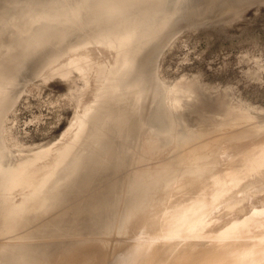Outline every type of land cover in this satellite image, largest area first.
<instances>
[{"label":"rangeland","instance_id":"374dc122","mask_svg":"<svg viewBox=\"0 0 264 264\" xmlns=\"http://www.w3.org/2000/svg\"><path fill=\"white\" fill-rule=\"evenodd\" d=\"M14 1L15 0H0V16L3 15L6 17H11L17 12V10L9 8L11 7L9 4L13 3ZM176 1L178 2L177 4ZM176 1L168 0L164 6L160 7L159 5L158 8V1L156 0H147L144 2V5H146V7L148 6L147 8L150 7V9H154L153 11L156 12L154 13L152 19L147 23L146 27L148 29L159 27V30L147 41L146 48L137 54L136 59L140 58L138 59L137 63L139 65H144V69H146L147 73L145 74L146 80L148 81V84L152 83L154 88L150 89L143 97L139 99L137 110L134 112L135 115H131L133 120H131L132 122L129 123L130 125L127 127V129L115 131V124H113V122L110 120L107 121L103 118H97L94 122L89 121V115L92 116L96 111H100V106L98 105L97 109L95 107L90 111H87L89 104L94 103V99L96 97L95 94L96 92L98 93L101 84V77L98 76L96 71L97 64L98 62L99 64H109L114 53L113 50L108 46V43L97 41L86 42L84 41L83 36L80 35L83 32L74 30L76 28L75 26L82 24V21L84 22V18L86 20V15H84V18L80 19L79 23L70 26L69 29H71V33L66 34L63 37L55 36L43 47L36 49L37 53L35 58H33V60L30 61L26 68L22 71L23 73H21L16 85H14L12 89V93L14 94L13 100L10 102V104H8L5 111L0 114V157H5V163H8L9 166L23 159L27 160L25 163L27 168L24 170V172H26L28 169V172L32 170L35 176L40 174V176H42L43 172H48L52 168L53 162L58 158V156L62 153L66 154L70 150L72 142L75 138L78 137L74 142L71 151L68 153L69 159H71L76 153L85 150L89 146V143H92V135L99 128H101L100 126L103 123H106L110 127L109 134L111 140L114 143V149L112 148L108 156L106 153H100L99 151L94 153L90 152L85 155L84 162H86V166L71 179V186H69L66 193L68 201L61 206V210L65 212L64 216L66 217V221H73L77 215L80 216L85 212L87 216L81 218V223L74 227L75 233H62L57 236V238H52V242L58 245L54 253L56 260L57 258H60V264H76L70 263L68 260L64 261L63 259L69 254L68 251H70L71 246L72 249L75 250L81 248L82 246H87L90 250L89 253L86 254L87 257L81 258L82 260L80 259L77 264H126V262H128L127 264H132L131 262L133 259L135 260H133V264H187L190 261L191 262L189 264H193L194 262L192 261H195L194 264H197L204 260L207 262L206 264H264V249L261 250V243L264 245V163H262L264 162V0H260L261 2L259 0H244L245 2H240L239 0ZM253 5H256V7ZM32 6L34 7L33 9L38 7L37 5ZM205 6L207 7L205 8ZM27 7L28 6H26V8ZM249 11H253V13L250 12L253 14L252 16H250ZM40 12L41 10H36L32 13ZM164 16H170L171 22L165 26H160L156 20ZM240 16L245 17V19H243V17L241 18ZM258 19L260 21H257ZM232 21L233 23H231ZM243 21L244 26L241 25ZM245 22L247 24H245ZM97 23L99 22H89L87 23L86 27H89L90 30L93 27H96V25H98ZM1 24L2 23L0 21V27L2 26ZM35 24L34 27L38 25L37 23ZM224 25L227 28H225ZM231 25L233 26V29H230L232 28ZM238 25L239 27H237ZM246 25L248 29H246ZM223 30L224 32H222ZM0 38L2 43L11 41L14 38V32L12 28L6 27L3 33L0 34ZM67 51L68 53H66ZM88 54L90 56H88ZM82 55L86 56V60L82 59V61H80L81 65L82 63L87 62V60L89 62H87L86 65L83 64L84 67L83 65L82 67L87 68L91 66L89 68V70H91H83V68L81 70L78 68L79 70H77V67H74L71 68L70 73L73 71V74H71L74 75L76 70L79 72V74L78 72H75L74 77L76 74L77 77L81 74V78H84L86 75L87 78L84 79L89 80L90 82L87 81L89 83H87L83 78L82 80H76L77 77L75 79L74 77L71 78L70 73V75L67 74L69 76L66 79L65 77L67 76L62 73V70L70 67V63L73 61V59L78 60L77 57L79 58ZM64 57L65 59H63ZM67 57L68 59H66ZM41 60H43V62ZM40 61L42 63H39ZM138 64L136 66H138ZM54 67L57 68L55 69ZM55 71L58 73H54ZM52 72L54 74H51ZM61 73V76L58 75ZM82 73L86 74L82 75ZM50 74L53 78L50 76ZM136 75L137 70L135 67L130 69L127 74L131 80L135 79ZM40 76H43L44 78ZM46 76H50V79L48 78V80ZM59 77H62V79ZM41 78H43L42 84H40L41 82L39 83ZM45 79H47L46 82ZM68 79L70 81H68ZM35 80H38V85L37 81L34 82ZM83 80L88 85L91 84L89 85L90 87L85 84L84 88H91L90 90L86 89V92L83 91L84 85L82 86L79 84L80 87H82L77 88V86H79L77 85L78 82L82 84ZM74 82H77V84L74 85ZM22 88H26L25 91ZM2 90L3 88L0 87V97ZM81 91L85 93H82ZM124 93L128 95V89L124 91ZM1 102H3L2 97L0 98V104ZM133 103L134 101L129 99L125 103H120V106H133ZM117 105V102L113 103L112 110ZM188 112L193 113L190 114ZM192 115H194V118ZM122 116L123 118H127L128 114L123 111ZM196 116H199L198 118L201 120H198ZM185 118L186 120L188 119L190 123L186 122ZM227 121H229L228 125L226 124ZM233 122H235L234 126H232ZM215 126L217 130L213 128ZM212 128L213 130L215 129V133L211 132ZM132 131L137 133V135H135V137H137L134 138L133 141H131L132 138L130 135V132ZM147 131H149L152 135L149 134V132L147 133ZM185 132L187 135L190 134L194 137L193 139H195L196 142L195 146L193 139L182 144L177 141V137H180L178 135L181 133L185 134ZM209 132L214 135H208ZM195 137H200L201 141H198L200 139L196 140ZM253 140L255 142H253ZM197 141L201 143L199 144ZM202 143L206 144L201 147ZM68 144L69 147L66 148ZM177 145L180 146V150L178 149ZM181 145H184V147L182 148ZM236 146H238V149ZM242 146L245 148L243 149ZM147 147H151L152 149L148 150L146 149ZM232 147L234 148V150L232 149L233 151L231 150ZM239 147L242 148L241 152ZM134 148L135 150L133 151ZM185 149H187V153L185 155L190 153L192 158L191 160L185 159L186 156L183 153L185 152ZM229 149L232 153H234V151L236 152L234 154H228L234 155L229 156L230 159L228 158V155H225L228 153V151L230 152ZM178 150L180 152L179 154ZM19 154L20 156H18ZM122 155H125V159L123 157L125 161L123 160L121 164L117 165L115 162H117L118 157H121ZM224 155L227 156L225 157L226 160L223 159L226 163L229 162L227 161V158L231 160L230 163H228L229 165L227 164L223 166L220 164L222 159L219 160V158H223ZM261 156L263 157L260 158ZM254 157L257 161L254 160V162H251L253 161ZM257 157L260 159L258 160ZM179 158L180 160H178ZM213 162H217L218 165ZM135 164L138 167H135ZM65 165L66 164H62L58 166L55 169L56 173L60 174L61 171L64 170L63 166ZM216 165L218 167H216ZM219 165L222 166L220 169V171L222 170V173L219 172ZM213 166L217 169H215ZM125 167L128 170L125 169ZM208 167L209 170L207 169ZM258 167L260 168V171L258 170ZM139 168H142L141 171ZM191 168L202 170L203 172H210L211 170L213 173L210 172L209 175H207L208 173L204 172L203 174L201 173L197 175L189 171ZM152 170L154 172L163 170V172L158 174V177L162 180L163 178L164 180L170 179L167 185H163V188L158 190L156 193L157 195L160 191L161 197L162 194L166 192L161 198L157 195V204L159 205L160 203L161 206L163 204L164 207L162 208L166 210L161 211L163 209L155 204V211L161 209L159 212H155L157 214L159 213L158 215L155 214L157 216L154 215V207L152 206L146 207V211L147 209L149 210L148 215L147 212L146 215L141 212L142 209H140L141 211H137L138 213L136 212L135 214L132 211H134L136 205L134 206L132 204L131 207L130 203H124V200L122 201L120 198L126 195V192L129 191V183L133 180V177H135L136 173L139 171L143 173V175L140 174L141 176L139 177L141 182L145 181L154 173ZM214 171L215 173L219 172L220 175H222L221 179L218 175L219 173H217L215 176ZM32 172L30 173L32 174ZM116 172L120 173V176L117 178L118 180H116V182H120L121 185L119 184L120 186H115L113 190L110 188L108 190L109 193H103L107 190L104 191L103 188L105 186L102 188L101 185H111V182H113L115 179L111 177H114L113 174ZM28 174L29 173H27L25 178L20 182L19 178H21V176L18 178H12L5 188L6 191L4 193V197L6 196V193H9L8 187L16 188L19 185H23L28 180L26 177ZM190 174L192 177L194 174L197 176L196 178H192H195V181H192ZM234 175L241 177L239 183L241 185L237 184L239 187L235 186V188L238 189L235 190V188H232V192L229 191V193L231 192L232 194L226 192L225 195L219 199L213 200V198L210 196L212 201L206 205V212H203L198 218L190 222L186 220V222L181 225L183 228H179L177 232H175L177 234L168 237L169 239L167 240V237L157 229V224L159 228L166 226L165 222L168 218H164L166 221L161 218L169 209V207H167L169 203L171 204L177 200L179 203L185 201V206L188 207L193 203V201L196 202L194 197L193 199L189 197V195L195 196L193 195L194 192L187 193L189 190H191V188L194 189L195 186L198 188V186L202 184L199 186L201 189L198 190L200 193L196 188V190L194 189L193 191H195V193L197 191L196 194L198 195L202 192H207V190H210L207 193L211 194L216 188L217 181L218 183H223L224 181L228 182V180L232 179ZM102 176H104V178H102ZM108 177L110 178L108 179ZM99 178L101 180L100 183L98 181ZM60 180L57 181H60V183L63 182L62 179ZM206 181L211 184L213 188H210L209 185H205V187L203 184H207ZM95 182L99 185L95 184ZM193 182L194 185H190L193 184ZM53 183H55V181ZM77 183H81L82 185H79L78 188ZM93 183L94 185H91ZM196 183L197 185H195ZM49 185L50 183L48 186ZM98 186L101 188V190L98 188ZM92 187L96 188L95 190L100 192L94 191V188ZM145 188L146 186H142L141 189H138L137 193H141L142 198L140 197V199H138L137 204H139L146 196V194L143 193ZM258 188L260 189L258 190ZM91 191L93 194H95L94 196ZM162 191H164V193H162ZM186 193L187 195L185 198L184 194ZM197 195L195 197H197ZM103 197L110 200L107 199V202L102 203V200L104 199ZM182 198H185L186 200ZM14 199L19 201L21 199V195H17ZM253 199H256L254 203L252 201ZM41 201L42 199L40 197H36L35 192L30 199H26V201L23 203L25 207H28V209L30 208V212L26 218V221L29 224H33L32 228L42 226V224L48 220L46 216L56 218L55 215L57 211L53 210V208L47 209L46 213H43L42 210L38 211L39 208L45 206ZM75 202H78V204H74ZM165 203L167 204L165 205ZM255 203L257 205L254 206L253 204ZM236 204L238 206H236ZM115 205L119 206L118 214L115 217L112 216V220H109L111 214L108 215L106 212L110 211L109 207H113ZM180 205L182 206L184 203ZM75 206L77 209H75ZM126 207L129 210H127ZM102 210L103 212H101ZM144 210L145 209H143V211ZM141 214L145 215V219L148 220V222L144 221L145 219L142 218L144 216ZM151 215H153L155 218H152L153 216ZM125 216L129 218V222L127 221L128 224L126 222L123 230H121L119 227L122 225V221ZM148 216L150 219H147ZM136 217L140 219H138V223L140 222V225L138 224L139 229H137L138 226ZM223 217H225V219ZM141 218L143 219L142 222ZM181 218L183 217L181 216ZM152 219L157 220L154 227L157 230L151 226ZM161 220H163L164 223L162 226L161 224L163 223H160ZM215 220H217L216 226L217 224L219 225L217 227L213 226ZM249 220L253 221L255 224H248ZM218 221L222 222L219 224ZM130 222L133 224L135 222L136 226ZM149 222L151 223L148 224ZM73 223L76 222L73 221ZM143 223H147V225L145 226ZM144 226L146 230L144 229ZM246 226L247 228L243 229ZM146 227H149L151 230H153L152 232L155 234L153 235L150 229V232H148V228ZM229 228H231V233H229L230 231H227ZM136 229L139 232L136 231ZM232 229L234 230L233 232ZM219 230L225 232V234H223L226 235V237L224 236L225 238H223L222 234V237L219 235L220 233H223ZM246 230L247 232H245ZM143 231L145 234L148 232L147 235H145ZM217 231H219V234H215ZM241 231H243V233ZM28 232L31 234L36 233V231L32 230H28ZM226 232L229 234H226ZM149 234L150 237H148ZM156 234L157 236H155ZM242 234H245L244 236H246V238H241L243 236ZM218 235L219 238L217 237ZM247 235L250 237H247ZM146 236L147 239H145ZM161 236L164 238L166 237V240H162L163 238H160ZM40 237L45 238L44 236ZM40 237H38L39 240L41 239ZM100 237L103 238L101 239ZM157 237H159L162 242L159 239H156ZM216 237L219 239L218 242L214 241L218 240ZM151 238L152 240L153 238L156 239L155 243L158 240V244L156 243L157 246L159 245V242L161 244L163 243L162 246L157 247V249L154 251V245L156 244L154 243L151 245ZM239 238L240 241L245 238V241L243 240V244L241 243L239 245ZM31 239L32 236H28L27 240L30 241ZM251 239H253L254 243L250 241ZM149 240H151V243H149ZM199 240L201 242H198ZM231 240L235 241L232 242ZM14 241H16L14 237L0 236V242L11 243ZM49 242H51V240H49ZM143 242H146L148 245ZM245 242L248 244H244ZM234 245H237V247L232 249ZM141 246L144 247L145 252ZM12 247H16L13 251L18 257H20V253H24L28 249L19 246H3L1 247V250H6ZM148 247H151L154 253H151L153 251H151L152 249ZM140 248L143 252H141ZM145 248L147 250H145ZM260 250L262 254L260 252L258 253ZM149 251L150 254L148 253ZM194 252L195 256L193 254ZM127 254L130 256L128 257ZM201 254L202 257L199 262L197 257L199 258ZM173 255L175 258H173ZM137 261L138 263H136ZM57 264H59V262H57Z\"/></svg>","mask_w":264,"mask_h":264},{"label":"bare ground","instance_id":"6f19581e","mask_svg":"<svg viewBox=\"0 0 264 264\" xmlns=\"http://www.w3.org/2000/svg\"><path fill=\"white\" fill-rule=\"evenodd\" d=\"M147 0H15L13 3H10L9 5L11 7L9 8H12L14 10H17V12L15 14H13V16L11 17H6V16H3L1 15L0 17V21H1V27H0V34L3 33L4 29L7 27L9 28H12L13 32H14V38L11 40V41H8V42H1V38H0V87L3 88L2 90V94H1V97L3 99V102H1L0 106V114L5 111L6 107L8 106V104H10V102L13 100V97H14V94L12 93V89L14 87V85H16L19 77L21 76V73H23L22 71L26 68V66L28 65V63L30 61L33 60V58H35L36 56V49L40 48V47H43L45 44H47L53 37L55 36H60V37H63L65 36L66 34H69L71 33V29L70 26L72 25H75L76 23H79L80 19L81 18H84V15L87 16L86 20L84 18V22L82 21V24H79V26H75L76 28L74 29L75 31H82L80 35L83 36L84 38V41L86 42H89V41H97V42H106L108 43V46L110 47V49L113 50V56L111 57L110 59V63L109 64H97V67H96V71H97V74L98 76L101 77V84H100V88L98 90V93L96 92L95 94V99H94V103L93 104H89V106L87 107V111L91 110L92 108H95L96 109L98 108V106H100V111H96L92 116L89 115V121L90 122H94L95 119L97 118H103L107 121H111L113 122V124H115V131L117 130H120V129H127V127L130 125L129 123H131L133 120L131 115H135L134 112H136L137 110V104H138V101L141 97H143L150 89H153L154 88V85L151 83V84H148V81L146 80V69H144V65L143 64H138V59L137 58V54L140 53L141 51H143L145 48H146V43L147 41L152 37V35H154L155 33H157V31L159 30V27H154V28H150L148 29L146 27L147 23L152 19L154 13L153 10L154 9H150L146 7V5H144V2H146ZM158 1L157 3V8L158 6L160 5L161 6H164L168 0H156ZM176 1V0H175ZM179 1V0H178ZM211 1V0H209ZM240 2L243 1L245 2L244 0H239ZM247 1H250V0H247ZM258 1V0H257ZM260 1V0H259ZM233 2V1H232ZM261 2V1H260ZM178 2L176 1V4ZM257 3V2H256ZM245 4V3H244ZM254 4V3H253ZM261 4V3H260ZM32 5H37L35 7V9H33L34 7ZM196 5V4H195ZM259 5V4H258ZM26 6H28L26 8ZM178 6V5H177ZM237 6V5H235ZM251 6V5H250ZM256 7V5H253ZM263 6V5H261ZM180 7V6H179ZM178 7V8H179ZM190 7V6H189ZM196 7V6H195ZM207 6H205L206 8ZM227 7V6H225ZM230 7V6H229ZM23 8V9H22ZM191 8V7H190ZM220 8V7H218ZM217 8V9H218ZM222 8V7H221ZM251 8V7H250ZM263 8V7H262ZM156 9V8H155ZM192 9V8H191ZM197 9V8H195ZM199 9V8H198ZM201 9V8H200ZM249 9V8H248ZM254 9V8H252ZM264 9V8H263ZM36 10H41L40 13H32ZM157 10V9H156ZM155 10V11H156ZM203 10V9H201ZM251 10V9H249ZM158 11V10H157ZM247 11V10H246ZM253 11H249V13ZM212 13V12H211ZM248 13V11H247ZM250 13V16H252L253 14ZM243 14V13H242ZM264 14V13H263ZM246 15H249V14H246ZM245 15V17H246ZM239 17V16H238ZM237 17V18H238ZM241 17V16H240ZM243 17V16H242ZM241 17V18H242ZM245 17H243V19H245ZM261 18V17H260ZM259 18V19H260ZM240 19V18H239ZM238 19V20H239ZM247 19V18H246ZM257 20V21H260V20ZM264 19V18H263ZM262 19V20H263ZM234 20V19H233ZM236 20V18H235ZM234 20V21H235ZM249 20V19H248ZM246 20V21H248ZM157 23H159L160 26H165L167 25L169 22H171V17L170 16H164V17H161L159 18L158 20H156ZM237 21V20H236ZM245 21V20H244ZM244 21L241 23V25H243ZM256 21V22H257ZM89 22H99L97 23L98 25H96V27H93L92 29L89 30V27H86L87 26V23ZM229 22V21H228ZM262 22V21H261ZM37 23L38 25L36 27H34V24ZM230 23V22H229ZM233 23V21L231 22ZM253 23V22H252ZM228 24V23H227ZM236 24V23H235ZM245 24H247L245 22ZM36 25V24H35ZM240 25V24H239ZM239 25L237 27H239ZM225 26V25H224ZM244 26V25H243ZM221 27V26H220ZM232 28L230 29H233V26L231 25ZM242 27V26H241ZM200 28V27H199ZM219 28V27H218ZM225 28H227L225 26ZM224 28V29H225ZM235 28V26H234ZM243 28V27H242ZM196 29V28H195ZM221 29V28H220ZM229 29V27H228ZM227 29V30H228ZM229 29V30H230ZM246 29L247 28V25H246ZM210 30V29H209ZM236 30V29H235ZM244 30H245V27H244ZM221 32V31H220ZM224 32V30L222 31ZM179 36V35H178ZM81 43V42H80ZM84 43V42H83ZM74 44V43H73ZM98 45V44H97ZM107 45V44H105ZM68 46V45H67ZM73 46V45H71ZM95 46V45H94ZM103 46V45H102ZM101 46V47H102ZM70 47V46H69ZM85 47V46H84ZM88 47H89V44H88ZM106 47V46H105ZM66 48V47H65ZM68 48V47H67ZM63 49V48H62ZM70 49V48H69ZM79 49V48H78ZM108 49V48H107ZM73 50V49H72ZM63 51V50H62ZM80 51V50H79ZM68 53V51L66 52ZM71 53V52H70ZM69 53V54H70ZM83 54V53H82ZM86 54V53H85ZM110 54V53H109ZM112 54V53H111ZM59 55V54H58ZM81 55V54H80ZM87 55V54H86ZM142 55V54H141ZM140 55V56H141ZM49 56V55H48ZM65 56V55H63ZM71 56V55H70ZM77 56V55H76ZM88 56H90L88 54ZM109 56V55H108ZM107 56V57H108ZM55 57V56H54ZM62 57V56H61ZM60 57V58H61ZM75 57V56H74ZM86 56L82 55L81 57H77L78 60H74L70 63V67H67L65 68L64 70H62V73L65 74L67 77H65L66 79L68 78V76L73 72L70 73L71 71V68H74V67H77V70H81L84 65H86V63L88 62H85V63H82L81 65V62L82 59L83 60H86L85 59ZM95 57V56H94ZM52 58V57H50ZM89 58V57H88ZM110 58V57H109ZM45 59V58H44ZM57 59V58H56ZM59 59V58H58ZM62 59V58H61ZM65 59V57L63 58ZM68 59V57L66 58ZM91 59V58H89ZM48 60V59H47ZM70 60V59H69ZM93 60V59H92ZM91 60V61H92ZM98 60V59H97ZM101 60V59H99ZM107 60V59H106ZM105 60V61H106ZM43 62V60H41ZM39 62V63H42V62ZM66 61V60H64ZM90 61V60H89ZM94 61V60H93ZM92 61V62H93ZM103 61V59H102ZM101 61V62H102ZM140 61V60H139ZM45 62V61H44ZM55 62V61H54ZM96 62V60H95ZM66 63V62H65ZM64 63V64H65ZM89 63V62H88ZM106 63V62H105ZM53 64V63H52ZM51 64V66H52ZM91 64H94V63H91ZM138 64V66H136ZM89 65V64H88ZM87 65V66H88ZM39 66V64H38ZM42 66V65H40ZM64 66V65H62ZM67 66H68V63H67ZM94 66V65H92ZM91 67V66H90ZM90 67H87V68H83L84 69H87L89 70ZM95 67V66H94ZM137 70V75L135 77V79L131 80L127 74H128V71L132 68H134ZM37 68V67H36ZM39 68V67H38ZM55 68V67H54ZM57 68V67H56ZM55 68V69H56ZM59 68V67H58ZM79 68V69H78ZM159 68V67H158ZM53 69V68H52ZM54 69V70H55ZM40 70V69H39ZM51 70V69H50ZM52 70V71H54ZM61 70V69H60ZM59 70V71H60ZM82 70V72H83ZM91 70V69H90ZM89 70V71H90ZM38 71V69H37ZM45 71V70H44ZM58 71V70H57ZM86 71V70H85ZM88 71V72H89ZM28 72V71H27ZM49 72V71H48ZM75 72L77 73L78 71L75 70ZM75 72H74V75H75ZM26 73V72H25ZM24 73V75H25ZM45 73V72H44ZM50 73V72H49ZM54 73H58V72H54ZM53 72L51 74H54ZM61 74H58V75H62ZM70 73V74H69ZM159 73V72H158ZM43 74V73H42ZM50 74V76H51ZM69 74V75H67ZM73 74V73H72ZM71 74V75H72ZM79 74V72H78ZM84 73H82L83 75ZM86 74V73H85ZM84 74V75H85ZM23 75V76H24ZM32 75V74H31ZM48 75V74H47ZM63 75V76H65ZM70 77L73 78L74 75H72ZM81 75V74H80ZM79 75V76H80ZM22 76V77H23ZM33 76V75H32ZM45 76V75H43ZM43 76H40V77H43ZM50 76H46L47 79L50 77ZM79 76L77 77V74L76 76L74 77V79L76 78L77 79H81V76L79 78ZM35 77V76H34ZM45 77V78H46ZM52 77V76H51ZM69 77V78H70ZM97 77V76H96ZM151 77V76H150ZM44 78V77H43ZM43 78H41V80L39 81L40 84H42V80ZM53 78V77H52ZM54 78H55V75H54ZM56 78L58 79V77L56 76ZM60 79H62V77H59ZM84 78H87V76L85 75ZM83 78V79H84ZM21 79V78H20ZM35 79V78H34ZM38 79V78H37ZM47 79H45V82L47 81ZM50 79V78H49ZM48 79V80H49ZM89 79V78H88ZM96 79V78H95ZM52 80V79H51ZM50 80V81H51ZM86 82L89 81L87 79H84ZM83 80V81H84ZM97 80V79H96ZM160 80V79H158ZM37 81V85H38V80H35L34 82ZM68 81H70L68 79ZM74 81V80H73ZM72 81V82H73ZM82 81V84L79 83L78 81V84L77 82H74V85H84L83 86V91H85L86 89L90 90L89 88H84L85 87V84L89 83V82H83ZM92 81V80H91ZM69 83V82H68ZM84 83V84H83ZM112 83V84H111ZM19 84V82H18ZM39 84V85H40ZM43 84H44V81H43ZM36 85V84H35ZM58 85V84H57ZM66 85V84H64ZM62 85V86H64ZM72 85V84H71ZM77 86L78 87H80ZM91 85V84H89ZM87 84V86H89ZM110 85V87H109ZM68 86V84H67ZM81 86V87H82ZM112 86V87H111ZM18 87V86H17ZM16 87V88H17ZM21 87V86H20ZM70 87V86H69ZM73 87V86H71ZM80 87V88H81ZM90 87V86H89ZM15 88V89H16ZM24 89V88H22ZM26 89V88H25ZM24 89V91H25ZM128 89L129 93L128 95L124 93V91H126ZM82 90V89H81ZM17 91V90H16ZM21 91V90H20ZM80 91V90H79ZM78 91V92H79ZM81 91L82 93H85ZM77 92V91H76ZM24 93V92H23ZM22 94V93H20ZM149 94V93H148ZM84 95V94H83ZM20 96V95H19ZM0 97V98H1ZM81 98V97H79ZM18 99V98H17ZM133 100L134 103H133V106H127V105H122L120 106V103H125L127 100ZM117 102L118 105L112 110V107H113V103ZM98 105V106H97ZM101 105H102V108H101ZM169 105V104H168ZM181 105V104H180ZM155 106V105H154ZM153 106V107H154ZM179 106V105H177ZM202 106V105H201ZM184 107V106H183ZM186 107V106H185ZM190 107V106H189ZM181 108V107H179ZM178 108V109H179ZM199 108V107H197ZM102 109V110H101ZM146 109V108H145ZM182 109V108H181ZM180 110V109H179ZM125 112L126 114H128L127 118H123L122 116V112ZM152 111V110H151ZM185 111V110H184ZM187 111V110H186ZM192 111V110H191ZM195 111V110H194ZM198 112V111H197ZM133 113V114H132ZM190 113V112H188ZM193 112H191L190 114H192ZM199 114V112H198ZM197 115V114H196ZM190 116V115H189ZM188 116V118H189ZM193 118H194V115H192ZM148 117V116H146ZM191 117V116H190ZM197 118L199 116H196ZM186 118H187V112H186ZM185 118V120H186ZM200 118H198L199 120ZM203 119V118H202ZM188 120V119H187ZM186 122H189L190 121L188 120ZM191 120V118H190ZM195 120V119H194ZM193 120V121H194ZM201 120V119H200ZM135 121V120H134ZM145 121V120H144ZM198 122V121H197ZM228 122H226V124L228 125ZM188 123V124H189ZM195 123V122H194ZM234 123L233 122V125L234 126ZM237 123V122H236ZM0 124H1V117H0ZM101 128H99L93 135H92V143H89V146L83 150L82 152H78L76 153L71 159L68 158V153L71 151L72 147H73V144L74 142L77 140V138L74 139V141L72 142V145H71V148L70 150L65 154V153H62L58 156V158L53 162V165H52V168L47 172H43L42 176L38 175V176H35L32 172V170L30 172H32V174L30 172H28V170L26 172H24V170L27 168L26 166V161L27 160H21L17 163H14L12 165H8V163H5V157H0V236H11V237H14L16 239V241L14 242H11V243H3V242H0V264H57V262H59L60 264V258H57L56 260V257H55V253L54 251H56V247L58 246L57 244H55L54 242H52V238H57V236H59L60 234L62 233H75L74 232V227L78 224L81 223L82 219L84 216H87L86 212L85 213H82L80 216H76V218L73 220L74 222L76 223H73V221H66V217L64 216L65 212L61 210V206L66 203L68 201L67 197H66V193L68 191V188L69 186H71V179L73 178V176L77 173H79L80 171H82L85 166H86V162H84V159H85V155H87V153H94V152H97L99 151L100 153L101 152H104L107 154V156L109 155L110 151L112 150V148L114 149V143L113 141L111 140L110 138V127L106 124V123H103L101 126ZM0 128H1V125H0ZM216 129V126L213 127ZM212 128V131L213 133H215V129L213 130ZM176 129V128H175ZM217 130V129H216ZM222 130V129H221ZM86 131V130H85ZM151 131V130H150ZM149 131H147L148 133ZM198 132V131H197ZM207 132V131H206ZM211 132H209L208 135L211 134ZM177 133V132H176ZM203 133V132H202ZM208 133V132H207ZM143 134H146V133H143ZM149 134H151L149 132ZM148 134V136H149ZM180 134V133H179ZM199 134H200V131H199ZM206 134V133H205ZM83 135V134H82ZM81 135V136H82ZM130 135H131V138L133 141L135 137V135H137L136 132H130ZM152 135V134H151ZM178 135V134H176ZM175 135V136H176ZM190 134H183L181 133L179 138L177 137V141L179 143H187L189 142L191 139H193L194 137ZM211 135H214V134H211ZM217 135V134H216ZM80 136V137H81ZM147 136V135H146ZM155 136V135H154ZM153 136V137H154ZM192 136V137H191ZM200 136V135H199ZM143 137V136H142ZM157 137V136H155ZM206 137V136H205ZM149 138V137H148ZM152 138V137H151ZM174 138V137H173ZM196 138V137H195ZM208 138V137H207ZM154 139V138H152ZM157 139V138H156ZM176 139V138H175ZM200 139V140H198ZM194 140V146H195V139ZM192 140V141H193ZM196 140L198 141H201V138H196ZM204 140V139H203ZM152 141V140H151ZM173 141V140H172ZM197 143H201V142H198ZM218 141V140H217ZM220 141V140H219ZM147 142V141H146ZM212 142V141H211ZM252 142V141H251ZM253 142H255L253 140ZM171 143V142H170ZM168 143V144H170ZM192 143V142H191ZM190 143V144H191ZM204 143V142H203ZM201 145V147L205 144ZM70 144V143H69ZM69 144L66 146V148L69 147ZM121 145V144H120ZM128 145V144H127ZM180 145V144H179ZM177 145L178 149L180 148V146ZM188 145V144H187ZM239 145V144H238ZM244 145V144H242ZM251 145V144H250ZM126 147V146H125ZM128 147V146H127ZM131 147V146H130ZM136 147V146H135ZM181 147L183 148L184 145ZM186 147V146H185ZM189 147V146H188ZM197 147V146H196ZM196 147H194L195 149H197ZM238 146H236L237 148ZM243 149L246 147V144H245V147L242 146ZM248 147V145H247ZM199 148V147H198ZM208 148V146H207ZM235 148V150L237 151V149ZM125 149V148H124ZM146 149L148 150H151L152 148L151 147H147ZM234 150V148L232 147L231 150ZM240 152L242 151V148L239 147ZM135 150V148L133 149V151ZM180 150V149H179ZM178 150V154L180 153ZM183 150V149H182ZM187 149H185V152L184 155L187 153L186 151ZM230 150V149H229ZM230 150V152L228 151L227 154L225 155H228L229 153H232ZM232 150V151H233ZM239 151V150H238ZM124 152V151H123ZM138 152V151H137ZM239 152V153H240ZM234 153H236L234 151ZM232 153V154H234ZM238 153V152H237ZM126 154V153H125ZM138 154V153H137ZM264 154V153H263ZM262 154V155H263ZM15 155V154H13ZM12 155V156H13ZM191 154L188 153V155H185L186 156V160L189 159L191 160ZM223 158H219V160L222 159V161H220L219 163L222 164L223 166L224 165H227L228 163H230L231 160H229V156H234V155H228V158H227V161H229L228 163H226L223 159H225V156ZM261 155V154H260ZM20 156V154L18 155ZM105 156V155H104ZM111 156V155H110ZM125 155H122L121 157H118L117 159V162H115L117 165L118 164H121L122 161L125 159L124 157ZM188 156V157H187ZM17 157V156H16ZM27 157V156H26ZM124 157V159H123ZM263 156H261L260 158H262ZM23 158V157H22ZM131 158V157H130ZM258 158V157H257ZM258 158V160L260 159ZM26 159V158H25ZM28 159V158H27ZM109 159V158H108ZM122 159V160H120ZM182 159V157H181ZM264 159V158H263ZM115 160V159H114ZM150 160V159H149ZM148 160V161H149ZM180 160V158L178 159ZM226 160V159H225ZM252 160V159H251ZM250 160V161H251ZM255 157L253 159V161L251 162H254ZM125 161V160H124ZM128 161V160H127ZM147 161V162H148ZM217 161V160H216ZM257 161V160H256ZM255 161V162H256ZM9 162V161H8ZM145 162V161H144ZM218 162V161H217ZM217 162H213L215 164H217ZM222 162H225V163H222ZM90 163V162H89ZM212 163V164H213ZM258 163V162H257ZM264 163V162H262ZM62 164H66L64 167V170L61 171L60 174H57L56 173V168ZM140 164H141V161H140ZM145 164V163H144ZM210 164V165H212ZM114 165V164H113ZM116 165V166H117ZM218 165V164H217ZM216 165V167H218ZM229 165V164H228ZM232 165V164H231ZM230 165V166H231ZM123 166V165H122ZM141 166V165H139ZM145 166V165H144ZM215 166V165H214ZM213 166V167H214ZM233 166V165H232ZM121 167V166H119ZM134 167V166H133ZM135 167H138L136 166L135 164ZM134 167V168H135ZM152 167V166H151ZM150 167V168H151ZM229 167V166H228ZM149 168V169H150ZM212 168V167H210ZM215 168V167H214ZM222 168V166L219 165V172L222 173L220 171V169ZM259 168V167H258ZM125 169H127L125 167ZM142 168H139V170L141 171ZM144 169V168H143ZM192 169V170H191ZM189 171H191L192 173H195V174H203L204 172L205 173H208L207 175H209L210 172L213 173V171L210 170L209 171H202V170H198V169H193L191 168ZM209 170V167L207 168ZM206 169V170H207ZM213 169V168H212ZM217 169V168H215ZM236 169V168H235ZM34 170V169H33ZM120 170V169H118ZM128 170V169H127ZM204 170V169H203ZM225 170V169H224ZM223 170V171H224ZM260 171V168L258 169ZM121 171V170H120ZM130 171V170H129ZM138 172L135 174V177H133V180L129 183V191L126 192V195L122 196L119 198L123 201L124 200V203L128 202L131 204V207H132V204L135 206L136 205V208L134 209V211H131L134 212L136 214L137 211H141L140 209H142L141 212H143L145 215H146V212H147V215H148V209L146 211V207L148 206H152L154 207L155 204H157V201H158V196L160 197V191H159V194L156 195V193L158 192V190H160L161 188H163V185H167V183L170 181V179H167L168 180H163L161 178L158 177V174L160 172H163V170H158V171H153L154 173L148 177L146 174V176L148 177L145 181H141L139 180V177L141 176L140 174L143 175L142 172ZM144 171V170H143ZM151 171V170H150ZM145 172V171H144ZM217 172V173H219ZM29 173L26 177H27V181L23 184V185H19L18 187L16 188H9L8 187V190H9V193H6V196L4 197V193H5V188L6 186L8 185V182L12 179V178H18L19 176H21V178H19V182L25 178V175ZM123 173V172H122ZM191 173V174H192ZM215 173V171H214ZM217 173H215V176L217 175ZM220 173L218 174L220 179H221V176ZM125 174V173H124ZM190 174L191 176V179L193 177H197L194 176L192 177V175ZM224 174V173H223ZM239 174V173H238ZM114 177L112 176L111 178H115L113 182H111V185H101L102 188L103 186H105L103 189L105 192L103 193H109L108 190L110 188H112V190L114 189V187L118 186L120 184V182H116V180H118L117 178H119L120 176V173L119 172H116L115 174H113ZM206 175V174H205ZM204 175V176H205ZM206 175V176H207ZM211 175V174H210ZM166 176V175H165ZM213 176V174H212ZM89 177V176H88ZM95 177V176H94ZM97 177V176H96ZM201 177V176H199ZM209 177V176H208ZM218 177V176H217ZM244 177V176H243ZM242 177V179H243ZM261 177V176H260ZM62 179L63 182L60 183V179ZM90 178V177H89ZM92 178V177H91ZM102 178H104V176H102ZM101 178V179H102ZM110 177H108L109 179ZM171 178V177H170ZM194 178V179H195ZM215 178V177H214ZM97 179V178H96ZM95 179V180H96ZM121 179V178H120ZM192 179V181L194 180ZM205 179V178H204ZM208 179V178H207ZM212 179V178H211ZM40 180V182H39ZM57 180H60V181H57ZM105 180V179H104ZM199 180V179H197ZM218 180V179H217ZM216 180V181H217ZM240 180H241V177L240 176H235L228 180L227 181H224L223 183H216V188L212 191L211 194L207 193L208 191L210 190H207V192H202L201 190V194H196L197 191L199 189H201V187L199 188V185L198 188L197 186L194 187V189L196 188L197 191L195 193V191H193L194 189L191 188V190H189L187 193H193V195H197V197L195 196H190L191 199H193L194 197V200L196 202L193 201V203L190 205V206H185V201H183L182 203L178 202V200L176 202H173V203H169L167 207H169V209L165 212V215L162 216L161 219H167V221L165 222V225L166 226H162L164 225L163 223V220H161L160 223H163L161 224L162 227H158V224H157V229L160 230V232H162L163 235H165L167 237V240L169 239L168 237L170 236H173L174 234H177L175 232H177V230L179 228H183V226H181L182 224H184L186 222V220H188V222L196 219L199 217L200 214H202L203 212H206L205 211V207L208 203H210L211 200V197L214 199H219V198H222L223 195H225L226 192L229 193V191L233 190L235 188V186H237V184L240 183ZM55 181V183H53ZM99 183H100V178H99ZM103 181V180H102ZM106 181V180H105ZM104 181V182H105ZM110 181V180H109ZM108 181V183H109ZM195 181V180H194ZM204 181V180H203ZM208 181V180H207ZM206 181V182H207ZM89 182V181H88ZM94 182V181H93ZM199 182V181H197ZM209 182V181H208ZM207 182V184H203L204 186L205 185H209V187L211 188L212 185L209 184ZM227 182V183H226ZM50 183V185L48 186V184ZM91 183V182H89ZM107 183V182H105ZM126 183V182H125ZM242 183V181H241ZM36 184V185H35ZM95 184H97L95 182ZM102 184V182H101ZM35 185V186H34ZM78 185V188H79V185H82L81 183H77ZM84 185V184H83ZM91 185H94L91 184ZM90 185V186H91ZM99 185V184H97ZM121 185V184H120ZM119 185V186H120ZM190 185H194V182L193 184H190ZM189 185V186H190ZM197 185V183L195 184ZM211 185V186H210ZM215 185V184H214ZM213 185V186H214ZM241 185V184H239ZM239 185L237 187H239ZM33 186V187H32ZM96 186V185H95ZM142 186H146L145 188V191L143 193L146 194V196L143 198V200H141V202L139 204H137V201L138 199H140L141 197V193H137L138 189H141ZM264 186V185H263ZM76 187V186H75ZM107 187V188H106ZM193 187V186H192ZM206 187V186H205ZM94 188V187H92ZM98 188H100L98 186ZM213 188V187H212ZM233 188V189H232ZM250 188V187H249ZM91 189V188H90ZM89 189V190H90ZM96 188H94V191H98V190H95ZM102 189V190H103ZM195 189V190H196ZM238 189V188H235V190ZM260 188H258L259 190ZM79 190V189H78ZM93 190V189H91ZM101 190V188H100ZM204 190V191H206ZM165 191V190H164ZM164 191H162V193H164ZM191 191V192H190ZM249 191V190H247ZM36 192V197H40L42 199V204H44L45 206L41 207L38 209L39 210H42V212L46 213L47 212V209L49 208H53V210H56L57 213H56V218L55 217H50V216H46L48 218V220L42 224V226L40 227H37V228H32L33 227V224H29L27 223L26 221V218L27 216L29 215V212H30V208L28 209V207H25L23 205V203L26 201V199H30L34 193ZM100 192V191H98ZM120 192V191H119ZM199 192V191H198ZM232 192V191H231ZM230 192V193H231ZM250 192V191H249ZM253 192V191H252ZM92 193V191H91ZM113 193V192H112ZM111 193V194H112ZM122 193V192H121ZM166 193V192H165ZM164 193V194H165ZM169 193V192H168ZM186 194L185 195V198H186ZM200 193V192H199ZM229 193V194H230ZM93 194V193H92ZM98 194V193H97ZM100 194V193H99ZM161 197H163V195ZM209 194V196H208ZM232 194V193H231ZM234 194V193H233ZM254 194V193H253ZM17 195H21V199L19 201L15 200L14 198H16ZM95 194H93L94 196ZM104 195V194H103ZM183 195V196H184ZM260 195V194H259ZM92 196V195H91ZM211 196V197H210ZM96 197V196H95ZM102 197V196H101ZM160 197V198H161ZM187 197V198H189ZM257 197L259 198V196L257 195ZM94 198V197H93ZM98 198V197H96ZM104 199L102 200V203L104 202H107L108 198H105L103 197ZM142 198V197H141ZM159 198V199H160ZM185 198H182V199H185ZM256 198V197H254ZM108 199V200H107ZM92 200V199H91ZM186 200V199H185ZM189 200V199H187ZM256 199H253V203L255 202ZM93 201V200H92ZM101 201V200H100ZM250 201V202H252ZM91 202V201H90ZM94 202V201H93ZM187 202H191V201H187ZM249 202V203H250ZM258 202V201H257ZM256 202V203H257ZM159 203V202H158ZM161 203H164V202H161ZM184 205H180V204H183ZM248 203V202H247ZM253 204L254 206L257 205V204ZM74 204H78V202H75ZM167 203H165L166 205ZM177 204V205H176ZM179 204V206H178ZM252 204V203H251ZM107 205V204H106ZM246 205V204H245ZM251 205V206H253ZM260 205V204H259ZM258 205V206H259ZM93 206V205H92ZM128 206V204H127ZM133 206V207H134ZM158 206H160L161 209H158ZM157 206V209L158 211H155V207L153 209L154 211V215L157 214L155 212H159L160 210L161 211H164L166 209L162 208L164 207L163 204L162 206L159 205ZM174 206V207H173ZM235 206V204H234ZM236 206H238L236 204ZM129 207V206H128ZM166 207V208H167ZM150 208V207H149ZM75 209L76 206H75ZM127 209V207H126ZM143 209H145L143 211ZM209 209V208H208ZM206 209V210H208ZM89 210V209H88ZM87 210V211H88ZM109 210L110 211H107L106 213L111 214V217L109 218V220H112V216H117L118 214V211H119V206L118 205H115L113 207H109ZM129 210V209H127ZM126 210V211H127ZM151 210V209H150ZM75 211V210H74ZM77 211V210H76ZM151 211V212H153ZM225 211V210H224ZM103 212V210L101 211ZM105 212V210H104ZM128 212V211H127ZM131 213V212H130ZM133 213V214H134ZM138 213V212H137ZM140 213V212H139ZM98 214V212H97ZM129 214V213H128ZM144 214H141L143 215L144 217H142L143 219H145V215ZM151 214V213H150ZM149 214V215H150ZM159 214V213H158ZM157 214V215H158ZM83 215V216H82ZM155 215V216H157ZM128 216V215H127ZM125 216L123 218V221H122V225L119 227L121 230H123L126 222L128 221L129 222V218ZM137 216V215H136ZM140 216V215H139ZM138 216V217H139ZM153 216V215H151ZM181 216L183 218H181ZM113 217V219H114ZM80 218V219H79ZM137 218V217H136ZM136 218H135V221H136ZM140 218V217H139ZM137 218V226L138 224L140 225V222L138 223V219ZM141 218V219H142ZM152 218H155L154 216ZM225 219V217H223ZM223 218H221L222 220H224ZM70 219V218H69ZM143 219L141 220V222L143 221ZM147 219H150L149 216ZM220 219V220H221ZM140 220V219H139ZM252 220V219H251ZM249 220L248 224H255L253 221ZM145 222L148 220H144ZM216 221L215 220V223L213 224V226H216ZM127 222V224H128ZM152 222V223H151ZM151 222H149L148 224H152L151 226H153V228L155 227L156 225V222L157 220L156 219H152ZM159 222V220H158ZM219 222V221H218ZM217 222V223H218ZM222 222V221H220ZM219 222V224H220ZM251 222V223H250ZM27 223V224H26ZM132 223V222H130ZM159 223V224H160ZM66 224V226H65ZM133 224V223H132ZM145 224V226L147 225V223H143V225ZM98 225V224H97ZM135 222H134V224ZM93 226V225H92ZM96 226V225H95ZM145 226H144V229H145ZM149 226V225H148ZM160 226V225H159ZM217 226H219L217 224ZM216 226V227H217ZM131 227V226H130ZM242 227V226H241ZM240 227V228H241ZM127 228H128V225H127ZM132 228V227H131ZM135 228V227H133ZM137 228V227H136ZM148 228V232L149 231V227H146ZM247 226L243 229H246ZM139 229V226L138 228ZM136 229V231H138ZM156 229V228H154ZM156 229V230H157ZM231 228H229L227 231L229 233H231ZM242 229V228H241ZM240 229V230H241ZM28 230H32V231H36V233H30L28 232ZM146 230V229H145ZM151 230V229H150ZM214 230H215V227H214ZM225 230V229H224ZM238 230V229H237ZM248 230V229H247ZM247 230L245 232H247ZM91 231V230H90ZM89 231V232H90ZM132 231V230H131ZM153 230H151L152 232ZM219 231H222V230H219ZM219 231L215 232L219 234ZM234 230L232 229V232ZM130 232V231H129ZM133 232V231H132ZM139 232V231H138ZM147 232V233H148ZM223 233H220L219 235L223 236V238L226 237V235H223L225 234L224 231H222ZM243 233V231H241ZM244 232V233H245ZM143 233L145 234V232L143 231ZM147 233L145 235H147ZM153 233V232H152ZM151 233V234H152ZM226 232V234H229ZM96 234V232H95ZM131 234V233H130ZM133 234V233H132ZM140 234V233H139ZM155 233H153L154 235ZM77 235V234H75ZM143 235V234H142ZM144 235V236H145ZM219 235L217 236L219 238ZM231 235V234H230ZM229 235V236H230ZM243 235V234H242ZM241 235V236H242ZM245 235V234H244ZM242 236L241 238L245 237L246 236ZM28 236H32V239L30 241H28ZM40 236H44L45 238H41ZM135 236V235H134ZM138 236V235H137ZM157 236V234L155 235ZM221 236V237H222ZM225 236V237H224ZM249 235H247L248 237ZM40 237L41 239L39 240ZM92 237V236H90ZM111 237V236H110ZM133 237V235H132ZM143 237V236H142ZM148 237H150V234L148 235ZM152 237V235H151ZM166 237L164 238L163 236H161L160 238H163L162 240H166ZM209 237V236H208ZM216 237V238H217ZM250 237V236H249ZM99 238V237H98ZM101 238V237H100ZM103 238V237H102ZM101 238V239H102ZM141 238V237H140ZM215 238V239H216ZM217 238V239H218ZM245 238L242 239L240 241V238L238 240V242L240 241L239 245L242 243L243 244V240L245 241ZM76 239V238H75ZM95 239V238H94ZM144 239V238H143ZM141 239V240H143ZM147 239V236L146 238ZM156 239H159V237H157ZM155 238H151L152 240V243H151V240H149L152 244L155 243ZM188 239V238H187ZM214 239V238H212ZM237 239V238H236ZM49 240H51V242H49ZM160 240V239H159ZM162 240H160L162 242ZM185 240V239H184ZM201 240V239H200ZM198 241V242H201V241ZM117 241V240H116ZM147 241V240H146ZM158 241V240H157ZM156 241V243L158 244V242ZM188 241V240H186ZM215 242H218L219 239L216 241L214 240ZM227 241H228V238H227ZM232 241V240H231ZM235 241V240H233ZM232 241V242H233ZM247 241V239H246ZM250 241L253 242V239H251ZM142 242V241H141ZM148 242V241H147ZM165 242V241H164ZM189 242V241H188ZM237 242V241H236ZM235 242V243H236ZM261 242V241H260ZM263 242V241H262ZM90 243V242H89ZM92 243V242H91ZM143 243H146V242H143ZM155 243V244H156ZM233 243V244H235ZM247 242H245L244 244H246ZM254 243V242H253ZM98 244V243H97ZM105 244V243H104ZM116 244V243H115ZM154 245V251L157 249V247L159 246H162V244L159 242V245L157 246ZM161 244V245H160ZM199 244H203V243H199ZM237 244V243H236ZM248 244V243H247ZM250 244V243H249ZM84 245V244H82ZM140 245V244H139ZM146 245H148L146 243ZM262 245V249L263 250L264 248V245L261 243ZM3 246H19V247H23V248H28L24 253H20V257L16 256L15 253H14V248L16 247H12V248H8L6 250H1ZM144 246V245H143ZM141 246L143 248V251H144V247ZM150 246V244H149ZM97 247V246H96ZM139 247V246H138ZM137 247V248H138ZM153 247V246H151ZM151 247H148V248H151ZM237 247V245H234L232 247L235 248ZM244 247V245H243ZM99 248V247H98ZM135 248V247H134ZM141 249V248H140ZM152 249V248H151ZM210 249V248H209ZM260 249V248H258ZM137 250V249H136ZM145 250H147L145 248ZM199 250V249H198ZM258 251V253L260 252L262 254V252ZM89 248L87 246H82L81 248H78V249H72V246H71V249L70 251H68V255H66L67 257L66 258H63L64 261L68 260V262L70 263H76L81 259V258H86L87 255L89 253ZM142 249H141V252H143ZM153 251V249L151 250ZM151 252V253H154ZM201 251V249H200ZM133 252V251H132ZM137 252V251H136ZM140 252V251H139ZM140 252V253H141ZM145 252V251H144ZM130 253V252H129ZM134 253V252H133ZM150 254V251L148 252ZM156 253V252H155ZM199 253V252H198ZM256 253V252H255ZM142 254V253H141ZM140 254V255H141ZM146 254V253H145ZM194 256H195V252L193 253ZM203 254V253H202ZM202 254L201 256L197 259H199L198 261L200 262L201 260V257H202ZM133 255V254H132ZM144 255V254H143ZM142 255V256H143ZM152 255V254H151ZM197 255V253H196ZM260 255V254H258ZM89 256V255H88ZM128 256V254H127ZM126 256V258H127ZM130 256V255H129ZM128 256V257H129ZM135 256V255H134ZM147 256V255H145ZM144 256V258H145ZM150 256V255H149ZM148 256V257H149ZM174 256V255H173ZM255 256V255H254ZM140 257V256H139ZM138 257V258H139ZM147 257V258H148ZM125 258V260H126ZM133 258V257H131ZM142 258V257H141ZM146 258V259H147ZM172 258V257H171ZM170 258V259H171ZM175 258V256L173 257ZM196 259V260H197ZM82 260V259H81ZM131 260V259H130ZM129 260V261H130ZM134 260V259H133ZM132 260V264L134 263ZM142 260V259H141ZM144 260V259H143ZM173 260V259H172ZM194 260V259H193ZM128 261V260H127ZM135 261V260H134ZM171 261V260H170ZM125 262V261H124ZM140 262V261H139ZM143 262V261H142ZM169 262V261H168ZM189 262V261H188ZM191 262V261H190ZM189 262V263H190ZM195 263V261H192ZM128 262H126L127 264ZM138 263V261L136 262ZM187 263V264H189ZM193 263V264H194ZM197 263V262H196ZM207 262L204 260L202 261L201 263H197V264H206ZM96 264V263H95ZM125 264V263H124ZM130 264V263H129ZM142 264V263H141Z\"/></svg>","mask_w":264,"mask_h":264}]
</instances>
